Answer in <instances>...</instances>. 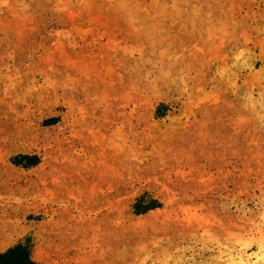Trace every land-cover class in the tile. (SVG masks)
<instances>
[{"label":"rangeland","instance_id":"obj_1","mask_svg":"<svg viewBox=\"0 0 264 264\" xmlns=\"http://www.w3.org/2000/svg\"><path fill=\"white\" fill-rule=\"evenodd\" d=\"M24 236L43 264H264V0H0V251Z\"/></svg>","mask_w":264,"mask_h":264},{"label":"trees","instance_id":"obj_2","mask_svg":"<svg viewBox=\"0 0 264 264\" xmlns=\"http://www.w3.org/2000/svg\"><path fill=\"white\" fill-rule=\"evenodd\" d=\"M15 164L22 166L34 165L38 162L37 155H16ZM160 201L147 191L136 195L130 205L133 213L139 214L160 207ZM0 264H43L32 257V242L29 236H24L15 243L0 251Z\"/></svg>","mask_w":264,"mask_h":264}]
</instances>
